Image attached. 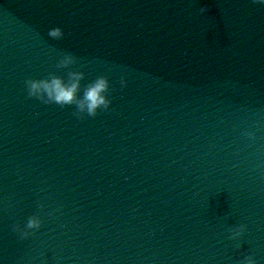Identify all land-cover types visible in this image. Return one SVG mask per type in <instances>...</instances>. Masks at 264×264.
<instances>
[{"label": "water", "instance_id": "water-1", "mask_svg": "<svg viewBox=\"0 0 264 264\" xmlns=\"http://www.w3.org/2000/svg\"><path fill=\"white\" fill-rule=\"evenodd\" d=\"M65 53L82 89L109 79V111L78 119L28 97V79L67 78ZM32 215L42 227L21 240L12 227ZM247 255L264 264V5L0 0V264Z\"/></svg>", "mask_w": 264, "mask_h": 264}, {"label": "clouds", "instance_id": "clouds-1", "mask_svg": "<svg viewBox=\"0 0 264 264\" xmlns=\"http://www.w3.org/2000/svg\"><path fill=\"white\" fill-rule=\"evenodd\" d=\"M256 5H264V0H252ZM210 9L200 7L199 13L206 14ZM48 37L54 41H61L65 38V32L61 27H54L48 31ZM77 64V58L71 53L63 54L56 64L57 70L67 71V78L59 76L56 73H49L44 78L28 79L25 81V88L30 99L39 101L44 105H57L61 108H74L73 115L78 119L84 117H96L100 111L107 112L111 108L112 101L109 99L110 81L105 76H99L95 80L83 87L81 82L85 75L81 71H71L72 66ZM122 87L127 86L125 79H121ZM245 135L249 140L255 141V133L249 131ZM62 210L57 208L50 215H56ZM42 220L39 215H32L27 222L21 226L13 225L12 231L18 235L21 240H27L42 227ZM247 228L241 224L229 228V239L239 240L246 232ZM240 264H257V261L251 255L244 256Z\"/></svg>", "mask_w": 264, "mask_h": 264}]
</instances>
